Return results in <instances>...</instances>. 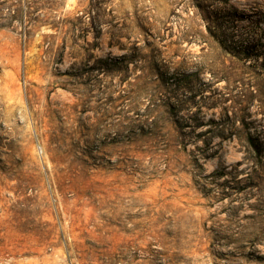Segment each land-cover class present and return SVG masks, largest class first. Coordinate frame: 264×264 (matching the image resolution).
Instances as JSON below:
<instances>
[{
	"label": "rangeland",
	"instance_id": "374dc122",
	"mask_svg": "<svg viewBox=\"0 0 264 264\" xmlns=\"http://www.w3.org/2000/svg\"><path fill=\"white\" fill-rule=\"evenodd\" d=\"M0 264H264V0H0Z\"/></svg>",
	"mask_w": 264,
	"mask_h": 264
}]
</instances>
